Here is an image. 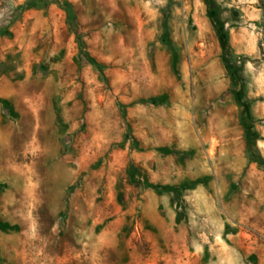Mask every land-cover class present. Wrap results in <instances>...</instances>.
Segmentation results:
<instances>
[{
	"label": "rangeland",
	"instance_id": "1",
	"mask_svg": "<svg viewBox=\"0 0 264 264\" xmlns=\"http://www.w3.org/2000/svg\"><path fill=\"white\" fill-rule=\"evenodd\" d=\"M247 130L264 0H0V264H264Z\"/></svg>",
	"mask_w": 264,
	"mask_h": 264
},
{
	"label": "trees",
	"instance_id": "2",
	"mask_svg": "<svg viewBox=\"0 0 264 264\" xmlns=\"http://www.w3.org/2000/svg\"><path fill=\"white\" fill-rule=\"evenodd\" d=\"M217 30H218L220 39L223 43V49L225 50L226 46L224 44V36H223L220 28L217 27ZM223 62H224L225 68H226L227 72L229 73L233 82L237 83L238 77H237L236 70H235L234 66L225 57H223ZM93 64L96 65L95 63H93ZM245 138L247 141V147H248V150H249L250 155L252 157V160L255 162H258L260 164H264V160L262 158H260L259 156H257V154H256V150L254 148V143H253L254 137L252 136V133L249 130L246 131ZM128 171L131 175H134V172L138 171V170L135 169L133 166H131ZM144 178L146 179L145 176H144ZM145 185L147 187H150V188H153L156 190H160V191H166V192H174V191L178 190L177 188H174V187L159 186V185L151 184V183L147 182V180L145 182Z\"/></svg>",
	"mask_w": 264,
	"mask_h": 264
}]
</instances>
